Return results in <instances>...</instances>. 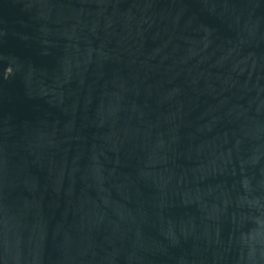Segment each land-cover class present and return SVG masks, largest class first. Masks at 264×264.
<instances>
[{
	"label": "water",
	"instance_id": "1",
	"mask_svg": "<svg viewBox=\"0 0 264 264\" xmlns=\"http://www.w3.org/2000/svg\"><path fill=\"white\" fill-rule=\"evenodd\" d=\"M0 264H264V0H0Z\"/></svg>",
	"mask_w": 264,
	"mask_h": 264
}]
</instances>
